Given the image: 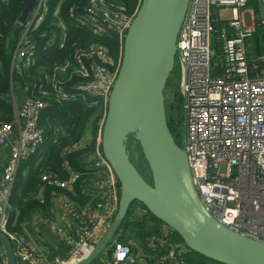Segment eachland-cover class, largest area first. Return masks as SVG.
Returning <instances> with one entry per match:
<instances>
[{"label": "built area", "instance_id": "obj_1", "mask_svg": "<svg viewBox=\"0 0 264 264\" xmlns=\"http://www.w3.org/2000/svg\"><path fill=\"white\" fill-rule=\"evenodd\" d=\"M257 2L262 17L252 11L251 18L264 29V0ZM45 3L46 0H36L22 25L12 66L21 60L26 66L31 64L33 47L27 45V35L43 22ZM86 3L85 25L95 35L112 33L122 42L133 17L109 11L104 0ZM247 3L248 0H189L175 44V66L178 91L184 102L182 149L200 204L224 228L264 243V56L247 59L246 40L255 33V27L244 23ZM220 9L230 10L232 19L216 32V52L212 23L217 19L213 11ZM57 12L53 11V17ZM72 61L70 77L76 76L78 83L66 92L63 81L54 80L55 97L89 99L93 104L106 106L118 70L107 67L112 64L99 50L87 53L78 49ZM58 70L63 74L66 68ZM13 107L14 120L0 125V147L9 142V155L0 174V233L10 241L17 264H80L114 218L119 200L117 180L96 150L86 168L96 177L92 182V201L77 210L62 199L71 225L75 222L73 231L47 222L48 230L64 248V258L56 256L48 261L28 234L7 233L14 178L20 164L45 140L44 131L37 124L45 104L25 98L19 108ZM80 175L70 172L66 180H59L43 174L40 182L43 188L46 185L70 190ZM109 250L107 264H139V254L133 253L130 245L113 242ZM187 252L190 251L184 245L173 244L160 264H177V258Z\"/></svg>", "mask_w": 264, "mask_h": 264}, {"label": "trees", "instance_id": "obj_2", "mask_svg": "<svg viewBox=\"0 0 264 264\" xmlns=\"http://www.w3.org/2000/svg\"><path fill=\"white\" fill-rule=\"evenodd\" d=\"M141 1L104 0V4L111 12L134 17ZM28 2L0 0V125L14 120L11 92L16 102L21 99L16 95V90H19L23 98L40 100L45 104L37 122L38 127L44 131L45 140L20 164L12 185L11 211L6 231L15 235H24V230L28 231L27 226L36 214L46 215L52 208L53 197L65 198L77 210L92 201L90 194L96 177L92 170L86 168L96 150L101 154L100 134L107 106L93 104L89 99L56 98L52 82L63 81L66 92L78 83L76 76L70 77L73 71L72 59L78 49L87 53L96 50L103 52L112 64L107 67L116 70L119 69L122 57V42L117 36L112 33L95 35L85 25L83 9L86 8V0H46L43 22L27 35V45L33 47L31 64L26 66L25 61L21 60L15 61L12 66L13 51L23 31L17 21ZM56 9L58 15L53 17ZM212 25L215 30L213 49L218 52L216 32L223 27L224 22L216 20ZM255 33L249 40L254 38ZM253 44L254 47L246 44L249 61L264 56V38L261 45L256 39ZM63 66L66 70L61 74L58 69ZM172 72L178 79L176 66ZM86 126L90 127V141L80 147ZM167 127L171 134V122ZM173 140L182 148L178 139ZM129 158L143 180L151 185L150 172L141 152L137 160L134 155ZM70 172L81 174L70 190H57L46 185L43 188L40 182L43 174L66 180ZM113 242L130 245L132 252L138 253L140 260L146 264H160L171 245H183L174 232L153 218L139 203L129 208ZM110 246L92 264H107L110 261ZM45 247L48 250L46 258L51 261L58 251H54L49 242ZM176 263L219 264L193 252L180 255Z\"/></svg>", "mask_w": 264, "mask_h": 264}, {"label": "water", "instance_id": "obj_3", "mask_svg": "<svg viewBox=\"0 0 264 264\" xmlns=\"http://www.w3.org/2000/svg\"><path fill=\"white\" fill-rule=\"evenodd\" d=\"M35 1L29 0L19 25H24ZM188 4L189 0H142L122 41L100 134L101 155L119 184L118 206L80 264H92L110 246L134 203L174 232L190 252L219 264H264V243L224 228L200 204L186 155L167 127L163 91L175 67V44ZM259 13L262 17L260 6ZM129 137L139 145L151 185L130 161ZM0 247L6 263L17 264L3 233Z\"/></svg>", "mask_w": 264, "mask_h": 264}, {"label": "rangeland", "instance_id": "obj_4", "mask_svg": "<svg viewBox=\"0 0 264 264\" xmlns=\"http://www.w3.org/2000/svg\"><path fill=\"white\" fill-rule=\"evenodd\" d=\"M244 23L247 27H255V36L252 40H246V44L254 47V40L256 39L261 45L264 38V29L257 26V23L252 21L251 12L253 11L255 15L259 14V4L257 0H248L246 8H244ZM213 14L217 21L228 22L231 18L230 10L220 9L214 10ZM178 79L175 73L171 72L168 78V82L163 91L164 97V109L167 124L171 122V135L173 138H176L182 144L183 135H184V112H183V99L181 98L179 101L178 95ZM90 141V127L86 126L84 130V135L81 140V145L89 143ZM139 145L135 144L133 139L130 137L126 143V149L128 151L129 156L131 157L135 153L140 156V148ZM183 146V144H182ZM79 147V145H78ZM141 159V158H140ZM106 251V250H105ZM140 264H146L144 260H140Z\"/></svg>", "mask_w": 264, "mask_h": 264}, {"label": "crops", "instance_id": "obj_5", "mask_svg": "<svg viewBox=\"0 0 264 264\" xmlns=\"http://www.w3.org/2000/svg\"><path fill=\"white\" fill-rule=\"evenodd\" d=\"M16 95L20 96L21 99L16 102L11 92L12 104L16 108H19L25 98L22 97L19 90H16ZM13 139L14 136L11 138V140L13 141ZM8 155H9V142L5 143L3 146L0 147V174L6 163ZM62 199L63 198L53 197L51 210L46 215L36 214L31 219V222L27 226L28 231L24 230V235L26 233L29 235L30 238H32L37 248L40 250V252H42V254L45 257H47L48 255V250L45 247L47 242H49L51 247L54 248V251H58V254L55 255V257L56 256L62 258L65 257L64 248L60 246L59 242L53 236L54 234L48 230L47 222L52 221L56 223L61 229L67 232H72L73 228L75 227V222L73 225H71L70 218L67 217L65 214L64 200ZM0 264H7L1 247H0ZM38 264H45V263L42 262Z\"/></svg>", "mask_w": 264, "mask_h": 264}]
</instances>
